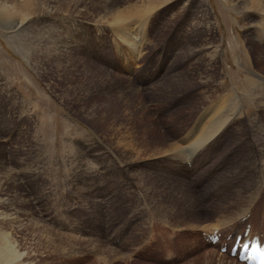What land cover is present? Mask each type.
<instances>
[{
    "label": "rangeland",
    "instance_id": "374dc122",
    "mask_svg": "<svg viewBox=\"0 0 264 264\" xmlns=\"http://www.w3.org/2000/svg\"><path fill=\"white\" fill-rule=\"evenodd\" d=\"M28 1L0 0V250L26 264L241 263L225 241L250 219L264 234L260 7L162 0L136 53L99 20L100 0L5 17ZM230 94L242 115L191 157ZM195 124L187 159L169 156Z\"/></svg>",
    "mask_w": 264,
    "mask_h": 264
},
{
    "label": "bare ground",
    "instance_id": "6f19581e",
    "mask_svg": "<svg viewBox=\"0 0 264 264\" xmlns=\"http://www.w3.org/2000/svg\"><path fill=\"white\" fill-rule=\"evenodd\" d=\"M95 1L96 0H78V1H73V2L76 6V9H80V7H83L84 9L86 8L90 9L89 6L94 5V3H96ZM252 1L255 4V6L253 7L254 8H256V6L260 7V10L264 14V3L262 2V0H252ZM61 2L62 0H30L27 3L23 4L24 6L23 10L21 8L17 9L19 13H16V10L14 9L7 8L8 11L4 12V15L5 17L9 19H14L16 16L21 17V19H27L31 16L32 14L31 11L34 9V7L36 8L40 7L38 11V13L40 14L52 13V10L54 9V7L58 6ZM99 2H101L100 4H102V7H103L100 12L103 15L99 18V20L110 24L113 30L118 35V37L121 38L124 43L126 42L129 45L130 50L138 53L141 49L140 48L141 43L142 41H144L146 37L147 24L149 23V20L152 17L154 9L155 8L157 9L160 5H162L160 4L162 3V0H143V6L141 7H138L137 5L135 6L131 5L130 7L132 8L123 9L120 11L116 10V6L119 4L118 0H100ZM55 3L57 4L54 6L53 4ZM252 9L248 8V10L250 11ZM133 17L135 19H132ZM135 21L138 23V26L137 28H135L136 30H131L132 28L131 26L137 24L135 23ZM257 76H258V81L255 80V82L253 83V91H255L257 94L264 95V75H257ZM240 109H241L240 102H238V104L233 105V98L231 94L229 96H224V97L222 96V98L219 101L212 103L209 106L207 112L205 113V115L207 114V116L211 114L212 121L210 123L207 122L204 128H201L203 130L200 129L199 132L196 131L195 135H194L195 132H193L189 136L190 139L192 138L193 135L195 137V138L193 137L194 138L193 141L195 140V142L192 144L194 145L193 147L195 151L194 153L193 152H190V153L194 155L196 153L197 148L199 149L202 145L208 142L209 139L214 138L217 135V133H220L224 125L227 124L226 122H229L228 120L233 115H235L236 112H240ZM241 115L242 113L240 112L239 117ZM237 117L238 116H236V118ZM202 118H203V115H202ZM193 129H197V127H194ZM180 141L184 143L183 144L178 143L179 146L177 147V149L173 153L169 154V156L171 157L175 156L177 158H182L185 160L187 159V157H185L184 144L188 142H185L184 139ZM186 156H187V153H186ZM248 212L249 211H247V213ZM246 217L243 219L242 221L243 223L249 220L247 219V221H245ZM250 220L247 222V224L252 223V219ZM247 224L237 227L238 230L244 226H245L244 228L246 229ZM203 228H206V226ZM245 229L243 232H245ZM235 230H232L230 233H233ZM0 238H2L3 240L9 239V237L6 234L4 235L3 233L0 234ZM236 238L237 236L235 237V240ZM7 241H10V240H7ZM21 259H22L21 256H18V253L14 251V248L11 245L7 246L5 252L0 250V264H10L11 262H15L16 264H26L27 263L25 261H22ZM237 261L241 263L237 262L236 264H245L239 259H237Z\"/></svg>",
    "mask_w": 264,
    "mask_h": 264
},
{
    "label": "water",
    "instance_id": "95a60500",
    "mask_svg": "<svg viewBox=\"0 0 264 264\" xmlns=\"http://www.w3.org/2000/svg\"><path fill=\"white\" fill-rule=\"evenodd\" d=\"M182 139H184L185 141H187V137H183ZM211 140V139H210Z\"/></svg>",
    "mask_w": 264,
    "mask_h": 264
}]
</instances>
